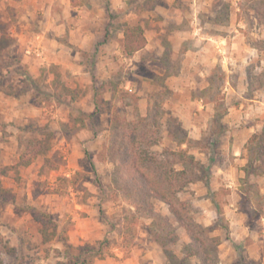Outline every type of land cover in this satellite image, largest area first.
<instances>
[{
    "label": "rangeland",
    "instance_id": "374dc122",
    "mask_svg": "<svg viewBox=\"0 0 264 264\" xmlns=\"http://www.w3.org/2000/svg\"><path fill=\"white\" fill-rule=\"evenodd\" d=\"M68 1L55 6L52 0H0V184L15 195L14 203L0 202V264H70L78 246L103 239L109 240L117 258L95 259L93 264H204L164 203L152 202L153 210L165 218L154 220L135 213L122 197L117 160L123 151L116 145L124 137L112 132L116 124L145 156L152 154L145 169L165 190L172 192L164 178L176 184L172 170L184 168V178L193 179L170 198L186 220H192L196 233L209 240L210 264H264V173L246 169L252 148L248 139L264 125V0H213L208 6L202 22L211 24L214 37H222L227 61L222 64L214 49L216 60L203 77L197 70L204 68L196 66V59H185V52L138 57L143 61L135 70L149 79H154L156 67L146 66V59L166 58L174 73L185 65V76L193 82L188 93L203 97L212 110L201 118L199 131L182 130L175 117L164 113L165 91L151 94L147 112L140 114L135 104L141 85L135 84L120 52L116 75L107 81L95 76L97 87L82 82L73 93L64 91L69 80L55 65L42 66L34 78L29 68H38L40 56L32 43L46 44L51 37L46 30L53 23L50 11L62 15L78 3ZM143 5L150 7L152 0ZM71 20L73 26L76 19ZM87 48L76 53L90 66L96 52ZM68 52L75 54L72 48ZM52 56L48 53L49 61ZM172 56L175 59H169ZM91 93L96 98L93 111ZM162 124L178 144L166 138ZM199 185L207 191L196 194ZM205 197L218 209L209 225L201 223L204 214L197 206ZM38 212L49 215L54 224L45 234ZM231 219L249 226L242 241L233 240Z\"/></svg>",
    "mask_w": 264,
    "mask_h": 264
},
{
    "label": "crops",
    "instance_id": "0c3cea01",
    "mask_svg": "<svg viewBox=\"0 0 264 264\" xmlns=\"http://www.w3.org/2000/svg\"><path fill=\"white\" fill-rule=\"evenodd\" d=\"M65 1L66 5L70 3L68 0H59V2L52 0V3L56 6L59 3L64 4ZM212 2L213 0H152V5L149 7L143 5L145 0L135 3L133 0H78L77 5L71 7L72 10L69 12L65 10L62 15L51 10L53 23L46 30L48 33L50 31L51 37H47L46 44L42 41L38 42L39 40L32 43V49L40 56V59L35 64L38 65V68L35 67L34 71L31 70L32 67L29 68L30 73L36 78L40 75L42 66L44 68H48L50 65L60 67L61 76L64 77V80H69L65 84V88L73 93L74 89L81 87L79 85L82 82H86L90 87L93 85L97 87L96 84L99 83L95 77L97 75H103L106 81L107 79L111 80L110 77L116 75L119 68L117 55L120 52L125 57L123 59L125 66L131 69L132 75L135 77V84L141 85L136 92V110L138 109L140 114H144L147 112L148 103L151 100L150 95L165 91L166 96L162 104L164 113L167 116L175 117L182 130L199 131L203 127L201 118L211 115L212 110L205 103L203 97L193 98L188 93V87L193 82H189L190 79L185 76V65H182V70L179 69L174 73L168 70L172 61H166V58L160 60L156 57L155 61L146 59L144 60L146 66L156 67L154 68V79L140 75L135 68L137 63L143 61L138 58L139 55L153 54L155 51L159 54L169 51L170 55L176 52H185V59H196V66L204 68L197 70V75L202 77L206 75L207 66L212 65L216 60L212 52L214 49L218 50L220 62L222 64L224 61L226 62L227 56L223 51L222 37L220 39L214 37V33L212 34L210 30L211 24L202 22V16L207 18L206 9ZM134 7L137 9H133ZM71 18L76 19L73 26H71L73 23ZM61 19L67 21L65 25L59 21ZM118 23L121 25L116 26ZM133 27L141 30L145 43L140 50L132 55H127L123 46L124 33L126 29ZM46 35L49 34L46 32ZM219 42L220 44H218ZM87 46L92 49V52H96L90 66L81 62L78 53H76L79 50L88 49ZM71 48L75 54L68 52ZM45 51L54 55L52 60L49 61L48 53L44 55ZM169 59L173 60L175 57L172 56ZM109 91L111 92L109 101L112 103L114 102V90L110 89ZM89 99L93 111L96 109V98L93 93L89 95ZM104 101L108 103L107 98H104ZM186 116L189 120L185 118ZM162 125L165 135H167L166 138L178 144L171 138V135H168L169 127ZM181 146L186 147L185 144H181ZM242 162H245V159H242ZM195 190H197L196 194L203 193L207 191V187L199 185ZM197 203L204 214L201 217V223L209 225L217 218L218 209L207 197L199 199ZM230 207L232 208L233 204H230ZM225 211L228 213L227 210ZM233 212L238 211L233 209ZM240 217L242 218L241 213L237 215L238 219H241ZM228 228L235 242L242 241L249 234V226L243 221L231 219Z\"/></svg>",
    "mask_w": 264,
    "mask_h": 264
},
{
    "label": "trees",
    "instance_id": "16d2710c",
    "mask_svg": "<svg viewBox=\"0 0 264 264\" xmlns=\"http://www.w3.org/2000/svg\"><path fill=\"white\" fill-rule=\"evenodd\" d=\"M145 43L143 34L139 28H128L124 33V52L127 55H132L136 51L140 50ZM64 91H70L66 88H63ZM71 92V91H70ZM72 97V96H70ZM112 129V132L116 136L124 137L122 142L119 144H113L118 147V152L123 151V155H119L117 160V165L119 166V184L122 188L121 195L127 202V204L134 209L135 213L148 216L150 218L160 219L163 218L160 214L155 212L152 208L153 201H159L166 205L169 213L173 216L175 223L180 228L184 229L186 236L189 238L192 251H195L204 264H210L211 257L209 254V240H204L199 234L196 233V230L192 224V220H186L185 216L178 206L173 202V198L176 197L180 192H182L189 183L193 182V179H185L184 168L183 170H172L174 178L177 180L176 184L171 178H164L167 186L172 189V192H169L164 189V184L161 183L159 178L153 176L145 169L144 163L147 158L150 161H153L154 157H151L152 154H143L144 152L139 150L134 142H130L126 139L127 130L121 128L117 124ZM128 142H127V141ZM130 142V143H129ZM131 144L132 147H127ZM248 144L252 145V148L248 150V164L247 168L251 170L254 175H260L264 173V125L260 132H256L250 136L248 139ZM140 148V147H139ZM113 154V152H112ZM141 154L143 157H141ZM183 152L181 151L178 155L182 156ZM174 155V154H172ZM156 161V160H155ZM255 162V165L253 163ZM26 162L24 165H27ZM94 169V167H93ZM179 182V183H177ZM15 195L0 184V202L2 203H14ZM264 207V198L260 203ZM181 205L185 204L182 203ZM130 212V210H129ZM37 220L42 225L43 233L45 234L46 230L49 227H54L53 222L50 219V216L42 212L37 213ZM168 224V222H167ZM54 238V235L45 240L46 242L51 241ZM64 248L67 250L71 248L67 244L65 239H62ZM77 256H72L70 264H93L95 259H104L117 258V255L112 252L109 248V240L103 239L97 242L95 245L85 244L84 246H78ZM239 264V263H235Z\"/></svg>",
    "mask_w": 264,
    "mask_h": 264
}]
</instances>
